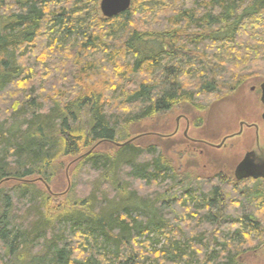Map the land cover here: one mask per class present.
Segmentation results:
<instances>
[{"label": "trees", "instance_id": "1", "mask_svg": "<svg viewBox=\"0 0 264 264\" xmlns=\"http://www.w3.org/2000/svg\"><path fill=\"white\" fill-rule=\"evenodd\" d=\"M141 1L113 19L90 9L97 0L0 5V264H243L252 241L264 244V179L231 191L222 175L193 179L138 137L83 153L264 79V0ZM40 77L47 96L32 86ZM65 157L107 190L52 208L40 184Z\"/></svg>", "mask_w": 264, "mask_h": 264}, {"label": "rangeland", "instance_id": "2", "mask_svg": "<svg viewBox=\"0 0 264 264\" xmlns=\"http://www.w3.org/2000/svg\"><path fill=\"white\" fill-rule=\"evenodd\" d=\"M171 1V6L176 9H179V4H184L183 0L179 3L177 0ZM2 2L3 0H0V5ZM141 2V0H133L132 10L142 9L139 6ZM100 3L101 0L93 2L90 9L96 7V15L104 17ZM139 17L144 20L148 16ZM43 80L40 77L32 82V86L41 97L49 95V87L53 85L49 80L46 83H43ZM263 83V78H250L232 92L198 100V105L177 104L170 111L156 115L152 119L124 127L125 133L122 135L124 138L120 141L125 143L138 137L135 143L137 146L143 149L155 146L170 160L179 174L187 173L193 179L200 181L211 179L213 182L217 181L216 177L222 175L229 182L226 189L231 191L232 184L237 181L236 169L246 155L255 151L260 153L259 157L264 156L262 119L264 105L261 102L260 90ZM68 84L73 89L76 83L71 80ZM122 86L123 83H119L117 90ZM120 93L121 90L117 91L116 96ZM241 122L255 124L258 130L254 127H245L241 136L232 137L224 142L227 137L239 133ZM115 149H117L115 144L100 143L91 149H85L83 153L96 150L100 154H112ZM77 159L78 157H65L57 160L51 183L47 184L48 186L44 183L40 184L47 193H51L52 208L68 201L84 199L93 191L98 193L107 190L102 176L81 167ZM138 188L143 193H154L158 189L152 186L153 189L147 190L143 185ZM256 242L252 241L247 252L241 257L243 264H264V244L254 247Z\"/></svg>", "mask_w": 264, "mask_h": 264}, {"label": "water", "instance_id": "3", "mask_svg": "<svg viewBox=\"0 0 264 264\" xmlns=\"http://www.w3.org/2000/svg\"><path fill=\"white\" fill-rule=\"evenodd\" d=\"M133 0H101L100 10L106 19H113L128 12L132 7ZM261 102L264 105V83L261 85ZM264 120V115H263ZM134 138L128 143L135 141ZM127 143V144H128ZM124 146V145H118ZM221 147V146H219ZM235 177L237 181L248 179L258 180L264 179V156L259 157L257 152L253 151L246 155L245 159L236 169ZM42 181V180H41Z\"/></svg>", "mask_w": 264, "mask_h": 264}, {"label": "flooded vegetation", "instance_id": "4", "mask_svg": "<svg viewBox=\"0 0 264 264\" xmlns=\"http://www.w3.org/2000/svg\"><path fill=\"white\" fill-rule=\"evenodd\" d=\"M254 90H255V88H254ZM260 90H261V87H260ZM261 95H262V91H261ZM263 115H264V114H263ZM263 115H262V119H263ZM263 122H264V120H263ZM245 127H246V128H253V127H254V128H256V129L258 130V126L255 125V124H247L246 122H241L239 133L227 137V138L224 140V142H225L226 140L231 139L232 137L241 136V135L243 134V132H244V128H245ZM257 155H260V153H257Z\"/></svg>", "mask_w": 264, "mask_h": 264}, {"label": "bare ground", "instance_id": "5", "mask_svg": "<svg viewBox=\"0 0 264 264\" xmlns=\"http://www.w3.org/2000/svg\"><path fill=\"white\" fill-rule=\"evenodd\" d=\"M132 140H133V139H132ZM130 141H131V140H130ZM130 141H129V142H130ZM133 142H134V141H133ZM127 143H128V142H126V143H124V144H115V145H117V146H118V145H124V146H126V145L130 144V143H128V144H127ZM131 143H132V142H131ZM119 147H121V146H119ZM47 186H48V185H47Z\"/></svg>", "mask_w": 264, "mask_h": 264}]
</instances>
